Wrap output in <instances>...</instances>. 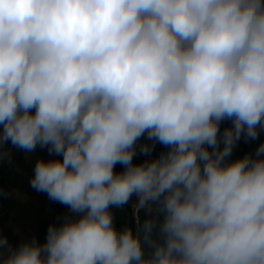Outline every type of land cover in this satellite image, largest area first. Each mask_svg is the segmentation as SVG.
I'll use <instances>...</instances> for the list:
<instances>
[{
	"label": "clouds",
	"instance_id": "1",
	"mask_svg": "<svg viewBox=\"0 0 264 264\" xmlns=\"http://www.w3.org/2000/svg\"><path fill=\"white\" fill-rule=\"evenodd\" d=\"M261 132L264 0H0V147L68 209L0 264H264Z\"/></svg>",
	"mask_w": 264,
	"mask_h": 264
},
{
	"label": "rangeland",
	"instance_id": "2",
	"mask_svg": "<svg viewBox=\"0 0 264 264\" xmlns=\"http://www.w3.org/2000/svg\"><path fill=\"white\" fill-rule=\"evenodd\" d=\"M261 142H264V132L256 141L254 152ZM38 157L48 159L47 150L38 147L34 153H25L10 143L0 147V233L6 235L13 246L22 238L35 236L38 226L50 221L55 213L47 195L37 193L29 184ZM111 211L118 229L132 223L134 213L130 205ZM140 218H144L143 212Z\"/></svg>",
	"mask_w": 264,
	"mask_h": 264
},
{
	"label": "trees",
	"instance_id": "3",
	"mask_svg": "<svg viewBox=\"0 0 264 264\" xmlns=\"http://www.w3.org/2000/svg\"><path fill=\"white\" fill-rule=\"evenodd\" d=\"M231 122L230 121H224L221 125V129H223L224 127L230 126ZM256 141H250L248 143H245L243 139H241V141L239 142L238 146L235 148L234 152H233V159L237 158V157H241L243 156L245 153L248 152H252L254 153V147L256 144ZM141 142H144L143 140ZM165 150L163 148L162 145L157 144L155 151L153 152V156L158 155L161 151ZM143 159V157L137 156L135 158V162H140ZM115 171L119 172L122 171V167L120 165H117L115 168ZM52 204L54 205V216L52 217V219L48 222H43L41 223L36 231L35 236L43 241L45 239V235H46V230L47 227L50 223L53 222H59L58 218L62 217L65 213L68 212V209L65 208L63 205H60L58 203L52 202Z\"/></svg>",
	"mask_w": 264,
	"mask_h": 264
},
{
	"label": "water",
	"instance_id": "4",
	"mask_svg": "<svg viewBox=\"0 0 264 264\" xmlns=\"http://www.w3.org/2000/svg\"><path fill=\"white\" fill-rule=\"evenodd\" d=\"M119 225V224H118Z\"/></svg>",
	"mask_w": 264,
	"mask_h": 264
}]
</instances>
